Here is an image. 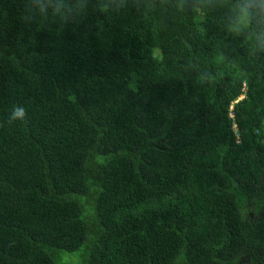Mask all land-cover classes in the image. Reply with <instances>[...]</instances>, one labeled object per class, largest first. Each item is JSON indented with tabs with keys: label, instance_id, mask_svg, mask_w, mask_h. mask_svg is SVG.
<instances>
[{
	"label": "trees",
	"instance_id": "16d2710c",
	"mask_svg": "<svg viewBox=\"0 0 264 264\" xmlns=\"http://www.w3.org/2000/svg\"><path fill=\"white\" fill-rule=\"evenodd\" d=\"M261 2L0 0V264H264Z\"/></svg>",
	"mask_w": 264,
	"mask_h": 264
},
{
	"label": "clouds",
	"instance_id": "9594fccd",
	"mask_svg": "<svg viewBox=\"0 0 264 264\" xmlns=\"http://www.w3.org/2000/svg\"><path fill=\"white\" fill-rule=\"evenodd\" d=\"M193 11H199V9L194 8ZM57 12L62 15L59 10H57ZM233 12L235 13L236 26L241 30L249 31L254 41H261V36H264V33L257 35L255 32H252L251 29L253 26L251 25V20L258 16L260 23L264 24V2H261L258 5L252 4L247 8L237 5L233 9ZM260 46L261 50H264V43ZM242 97L243 96H241V98ZM26 116V110L22 105H14L9 115L8 123L11 124L14 121H24L26 120Z\"/></svg>",
	"mask_w": 264,
	"mask_h": 264
},
{
	"label": "rangeland",
	"instance_id": "374dc122",
	"mask_svg": "<svg viewBox=\"0 0 264 264\" xmlns=\"http://www.w3.org/2000/svg\"><path fill=\"white\" fill-rule=\"evenodd\" d=\"M80 218L84 221V230L86 231V237L92 238L94 232V212L92 207L85 205V211L80 215ZM86 250L85 246H82L78 251L74 253H59L61 261L59 263V258L54 256L55 264H85L86 261Z\"/></svg>",
	"mask_w": 264,
	"mask_h": 264
}]
</instances>
